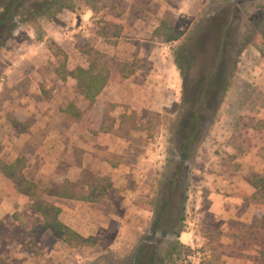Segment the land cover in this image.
Masks as SVG:
<instances>
[{
	"label": "rangeland",
	"instance_id": "rangeland-1",
	"mask_svg": "<svg viewBox=\"0 0 264 264\" xmlns=\"http://www.w3.org/2000/svg\"><path fill=\"white\" fill-rule=\"evenodd\" d=\"M232 3L78 0L73 11L19 23L0 50V164L19 159L40 188L76 182V197L46 199L94 244L69 246L42 231L33 201L0 169V264H129L140 243L155 245L163 264H264V221L256 222L251 197L253 176L264 175L256 48L230 50L237 70L217 120L204 125L184 171L170 162L182 89L173 49L198 17ZM263 3L237 0L248 12ZM78 68L106 79L94 102L78 86ZM156 199L168 200L167 230L154 226Z\"/></svg>",
	"mask_w": 264,
	"mask_h": 264
},
{
	"label": "trees",
	"instance_id": "trees-1",
	"mask_svg": "<svg viewBox=\"0 0 264 264\" xmlns=\"http://www.w3.org/2000/svg\"><path fill=\"white\" fill-rule=\"evenodd\" d=\"M78 0H0V50L11 39L19 23H31L39 18H52L63 11H73ZM229 7L214 8L198 17L190 30L173 49L172 56L182 77L180 101L172 132L177 144L175 161L178 174L185 170L191 154L196 152L205 136L204 125L217 120L220 106L233 82L237 70V59L230 58V50L240 53L253 46L264 58V3L256 4L251 12L244 11L232 0ZM204 54L202 68L192 77L191 68ZM74 73L78 86L87 100L94 102L106 79L90 69L78 68ZM72 73V74H73ZM2 173L9 178L15 188L33 201V210L40 216L41 230H50L69 246L93 245L92 236L84 237L59 219L60 208L46 198L59 196L74 198L76 182L64 179L63 184L40 188L27 179L19 159L11 163H1ZM173 172L165 186L168 195L178 178ZM255 187L252 194L257 204L255 220L264 221V175L255 174L251 180ZM185 183V187H187ZM168 190V191H167ZM82 199H89L83 197ZM154 201V226L167 230L165 212L168 200L162 204ZM92 201V199H90ZM159 205V206H158ZM183 220V218H182ZM0 224L2 222L0 221ZM180 229L175 236L179 237ZM264 260V250L261 252ZM164 260L155 251V245L140 243L129 264H163Z\"/></svg>",
	"mask_w": 264,
	"mask_h": 264
},
{
	"label": "crops",
	"instance_id": "crops-1",
	"mask_svg": "<svg viewBox=\"0 0 264 264\" xmlns=\"http://www.w3.org/2000/svg\"><path fill=\"white\" fill-rule=\"evenodd\" d=\"M144 86H145V85H144ZM144 86H143V88H142L141 86H139V85L136 84V88H134V89H136L138 92H140L141 89L145 91V89H146L145 87H146V86H145V87H144Z\"/></svg>",
	"mask_w": 264,
	"mask_h": 264
}]
</instances>
